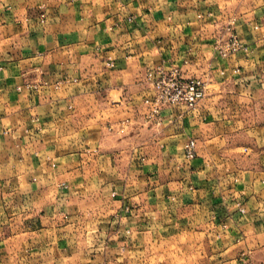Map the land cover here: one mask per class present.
Listing matches in <instances>:
<instances>
[{"label":"crops","instance_id":"0c3cea01","mask_svg":"<svg viewBox=\"0 0 264 264\" xmlns=\"http://www.w3.org/2000/svg\"><path fill=\"white\" fill-rule=\"evenodd\" d=\"M0 264H264V0H0Z\"/></svg>","mask_w":264,"mask_h":264},{"label":"built area","instance_id":"2783aa9c","mask_svg":"<svg viewBox=\"0 0 264 264\" xmlns=\"http://www.w3.org/2000/svg\"><path fill=\"white\" fill-rule=\"evenodd\" d=\"M44 17L42 15V18ZM225 30L228 37L219 40L216 44L217 51L223 58H228L239 51L249 50L248 46L241 41L233 24L228 25ZM147 76L156 91L155 113L164 105L181 104L195 109L206 96V82L201 78H185L177 66H173L168 71L162 68L151 70ZM196 154V142L191 140L185 146V156L193 159Z\"/></svg>","mask_w":264,"mask_h":264},{"label":"rangeland","instance_id":"374dc122","mask_svg":"<svg viewBox=\"0 0 264 264\" xmlns=\"http://www.w3.org/2000/svg\"><path fill=\"white\" fill-rule=\"evenodd\" d=\"M45 18V17H44ZM240 211L242 212V213H245V209H240Z\"/></svg>","mask_w":264,"mask_h":264}]
</instances>
